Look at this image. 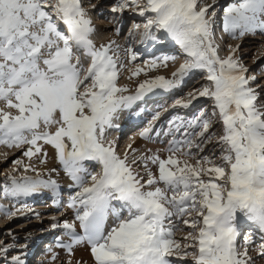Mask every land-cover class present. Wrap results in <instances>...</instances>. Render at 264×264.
Instances as JSON below:
<instances>
[{
	"label": "snow or ice",
	"instance_id": "6c2138e0",
	"mask_svg": "<svg viewBox=\"0 0 264 264\" xmlns=\"http://www.w3.org/2000/svg\"><path fill=\"white\" fill-rule=\"evenodd\" d=\"M199 5L200 0H118L112 6L114 14L131 11L144 18L130 37L138 33L145 44L163 31L186 57L171 78L145 79L128 94L130 89L118 84L125 67L116 55L119 46L93 42L95 28L82 0H0V145L22 149L28 161L35 157L41 164L48 159L45 146L54 150L69 187L76 189L67 204L74 220L52 225L66 230L69 242L58 240L57 246L69 255L87 245L93 264H187L189 258L190 264H252L247 246L255 242L246 236L242 251L238 244L242 223L259 231L264 255V109L250 87L256 77L246 75L236 55L239 45L220 57L208 15L213 5ZM222 28L234 40L264 35V0H231L223 8ZM124 53L128 64L140 56L132 47ZM82 57L90 60L87 67ZM176 59L153 56L143 67L129 68V79L167 68ZM195 71L205 74L206 84L172 107L187 109L206 98L212 101L211 113L200 110L189 120L170 121L182 138L169 141L167 158L137 156L131 145V159L128 152L119 155L115 141L107 139L108 131L119 127L118 114L158 90H176ZM159 118V112L153 115L141 138ZM213 118L222 125L219 136L210 132ZM214 137L219 163L193 152H202ZM12 163L37 172L21 158ZM88 164L98 165L99 172ZM141 165L144 175L136 170ZM8 179L5 194L13 198L59 191L55 180L42 179L39 172L35 178ZM181 224L190 229L183 241L175 238ZM8 250L0 244V256ZM12 264L24 260L14 256Z\"/></svg>",
	"mask_w": 264,
	"mask_h": 264
},
{
	"label": "rangeland",
	"instance_id": "374dc122",
	"mask_svg": "<svg viewBox=\"0 0 264 264\" xmlns=\"http://www.w3.org/2000/svg\"><path fill=\"white\" fill-rule=\"evenodd\" d=\"M117 2L118 0H82V5L88 10V15L95 28V32L91 36L93 42L100 46L104 43L107 44L112 39V41H115L114 47L119 46L116 55L119 57L120 61L125 64V67L121 68L118 84L120 86H127L130 89L128 94H132L135 92L137 85L145 79L158 75L171 78L172 72L186 59L184 54L181 53L179 46L175 43L168 44L167 37L164 35L163 31H157L155 33L157 39L155 41H148L145 44L139 42L140 36L138 33L134 37H130L129 33L134 30V25H143L145 20L143 17L131 11H125L123 14L112 13L111 8ZM141 2H143V0H141ZM229 2H231V0H200L199 6L205 4L213 5V8L209 9L208 15L212 21L215 42L219 37L216 33H219L220 28L221 31L223 30V8L226 7ZM92 5H95V7L93 8ZM213 10L215 13L214 16ZM117 28H119V32H117ZM221 37L224 40V45H219L218 47L221 58H225L229 55L230 47L239 45V50L236 55L240 58V62L248 69L246 75L256 77L255 81L250 83V87L254 88L258 93V106L264 109V35H246L241 39L235 40L230 36L228 38H226L227 36ZM127 47H132L133 50L140 53L138 60L133 64L127 63V57L124 53V49ZM161 55H175L177 59L175 62H169L167 68L151 71L147 76L142 73L138 77L129 79V68H134L136 65L143 67L144 61L153 56ZM82 60L85 67H87L90 60L83 57ZM204 76V73L195 71L186 77L182 86L176 90L167 93L158 90L154 94H149L148 96L150 97L146 96L144 100L138 101L130 109H125L120 112L114 121L119 127L110 129L107 133V139L115 141L117 153L123 157L125 153L123 148L133 144V141L136 140L132 134H129L130 131H136L137 127L141 125L144 126L143 128L148 127L149 121H152L153 115L159 112L160 118L153 122V129L148 135L149 139L146 141L147 143H145H150V147L148 150L144 148L143 151L145 152L137 151L136 155H151L153 153H158L161 158H167L168 154L164 149L168 147L169 141L173 138H182L181 133H176L174 131L170 121L177 116L189 120L194 115L198 114L200 110H204L208 114L212 111V101L206 98H200L194 101L187 109L172 107L177 99L185 98L187 93L194 89L198 90L204 86L206 84ZM127 118H133V120L126 122ZM210 132L215 133L216 136L222 134V125L217 122V118H213V126ZM26 147L27 146H24V148ZM151 147H153V149ZM202 147V152L193 149L197 157L209 156L216 159V162L219 163L218 157L220 156V148L215 142V137L212 142L206 143L202 145ZM45 148H48V154L51 150L52 152L50 153L51 156L48 155L47 162L41 164L35 157L31 162L28 161L26 157L22 156V149H17L15 147L9 149L4 145H0V216L3 215V219L0 217V222L5 221V228H0V244L7 246L9 249L6 255L0 256V264H12V257L18 255L25 260L24 264H41V261L45 258L43 255L48 254L51 249H53V245H55L54 241L63 237L62 234L65 229H63L62 226L53 228V223L62 225L65 220L69 222L74 220V209L67 207L69 197L76 191L74 188H70L69 190L61 189L60 191L63 196H56L58 198H51V196L45 195L42 192H37L28 197L16 198L5 194V189L10 184L8 179L9 176H16L19 178L20 176L27 175L35 178L37 172H39L42 179H53L59 183L57 179L64 172L55 159L54 150L50 146L47 147V145ZM12 151H14L13 154L11 153ZM17 158L23 159L25 164L32 163L37 172H25L23 167L16 169L12 161ZM131 158L132 155L129 159ZM4 160L5 162H3ZM192 163H195V160H193ZM88 166L90 171L99 172L100 170L98 165L88 164ZM150 167L154 173L157 172L156 166L150 165ZM52 169H55V171H52ZM136 170L140 171L141 175H144L142 165ZM146 178L145 176V179ZM53 203L57 205H53ZM17 209H24V211L17 212ZM8 212H15L16 214L10 216L7 214ZM188 231H190V229L181 224V230L176 232L175 238L183 241V237ZM247 232L251 234L250 237H252V240L255 242L248 246L251 247L248 248L250 249L249 254H251L252 251L259 253V249H256L255 246H257L259 240L261 241V234L259 231L256 232V229L248 223H242L240 225V236L238 238L240 249L242 250L245 247L243 246V241L246 235L245 233ZM61 240H63V238ZM46 244H49V246ZM173 259L175 260L176 258ZM258 260L264 262V256L260 254L259 257L252 260V264H259L255 262ZM69 261H71V264H78V262L79 264H93L89 249L84 248H74L71 255L65 251L57 264H68ZM178 264H185V262L178 261ZM187 264H190V258Z\"/></svg>",
	"mask_w": 264,
	"mask_h": 264
},
{
	"label": "bare ground",
	"instance_id": "6f19581e",
	"mask_svg": "<svg viewBox=\"0 0 264 264\" xmlns=\"http://www.w3.org/2000/svg\"><path fill=\"white\" fill-rule=\"evenodd\" d=\"M219 35V37L217 38V40H216V42H215V44L216 45H224V40H223V38L221 37V36H227L226 38H228L229 37V35H226V33H224L223 32V30L221 31V28L219 29V33H216V35ZM164 35L167 37V40H168V44H173V43H175L169 36H167V34L166 33H164ZM221 37V38H220ZM111 41H112V39H111ZM107 43V42H106ZM97 46H99L97 43H95ZM105 44V43H104ZM167 93V92H166ZM148 97H150V96H148ZM147 97V98H148ZM135 119V118H134ZM133 120V118H127L126 119V122H130V121H132ZM136 120V119H135ZM144 126H140V127H137V130L135 131V130H131L130 131V135L132 134V136L134 137V138H136V140H134L133 141V144H131V146H132V148L133 149H135L136 150V152L137 151H140V152H145V151H143V149L145 148V150H148V148L150 147V143H148V144H145V143H147L146 141H148V139H149V137H147V138H141L140 137V135H139V133L142 131V128H143ZM146 128V127H145ZM134 129H136V128H134ZM144 129V128H143ZM137 131H139V132H137ZM137 139H139V140H137ZM123 146V145H122ZM121 146V147H122ZM48 147V146H47ZM124 147V146H123ZM152 149H153V147H151ZM46 149V148H45ZM48 149V148H47ZM46 149V150H47ZM51 149V148H50ZM123 150H124V152H128L129 153V157L132 155V153H131V150L128 148V146L126 147H124L123 148ZM13 152L14 151H12L11 153L13 154ZM17 152V151H16ZM47 152H49V151H47ZM51 152H52V150H51ZM50 152V153H51ZM123 152V151H122ZM48 154L49 156H51V154ZM3 162H5V160L3 161ZM57 181H59V183H57L58 185H59V191L61 190V189H63V190H69L70 189V187H69V185L72 183L71 182V180L67 177V175L65 174V173H63L58 179H57ZM59 191L54 195L50 190H48V189H43V190H41L40 192H42L43 194H45V195H48V196H51V198L53 197H56V196H59V197H62L63 195H62V192L60 191V193H59ZM39 192V193H40ZM35 194V193H34ZM56 198H58V197H56ZM55 200V199H54ZM56 203V202H55ZM57 203H58V201H57ZM53 205H57V204H54L53 203ZM4 208V207H3ZM2 214H4V213H2ZM2 216L3 215H1L0 217L2 218ZM3 219V218H2ZM1 219V220H2ZM74 219V218H73ZM5 222V221H4ZM4 222H0V228H5V223ZM109 223H111V220L109 221ZM7 228V227H6ZM64 229V228H63ZM61 231V230H60ZM77 231H82L80 228H79V225H78V222H77ZM256 232H257V230H256ZM65 233H66V230H64V232H63V234H62V238H63V240H61L62 238H60V239H57V240H59V241H62V242H65L66 241V238L64 237L65 236ZM246 235H245V237L246 236H251V234H249L248 232L247 233H245ZM251 239H252V237H251ZM254 241V240H253ZM261 241L259 240L257 243V246H255V248L256 249H259L258 248V245H259V243H260ZM36 243V242H35ZM47 245V244H46ZM47 246H49V244L47 245ZM243 246H245L244 245V241H243ZM249 246V245H248ZM247 246V247H248ZM51 247V246H50ZM75 248H84V249H89L86 245H78V246H76ZM248 248H251V247H248ZM243 250V249H242ZM241 250V251H242ZM255 250V249H254ZM65 249H61V248H57V247H55L54 245H53V249H51V251L48 253V254H46V255H43L45 258L41 261L43 264L44 263H46V264H51V263H53V264H57L59 261H60V259H61V257L63 256V253H65ZM250 253V249H248V254ZM257 253V254H256ZM55 254V256H56V259L55 260H53L52 259V256ZM249 256H251L252 257V260L254 259V258H256V257H259L260 256V252L258 253V252H256V251H252L251 252V254H249ZM264 256V255H263ZM25 257V256H24ZM86 260H87V258H86ZM25 261V260H24ZM78 261H79V259H78ZM77 261V262H78ZM256 263H259V264H264V262H262V261H255ZM41 263V264H42ZM88 264V263H87Z\"/></svg>",
	"mask_w": 264,
	"mask_h": 264
}]
</instances>
